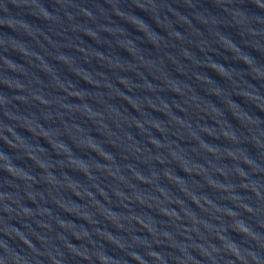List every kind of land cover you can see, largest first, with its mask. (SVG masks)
Segmentation results:
<instances>
[{
  "label": "water",
  "instance_id": "water-1",
  "mask_svg": "<svg viewBox=\"0 0 264 264\" xmlns=\"http://www.w3.org/2000/svg\"><path fill=\"white\" fill-rule=\"evenodd\" d=\"M0 264H264V0H0Z\"/></svg>",
  "mask_w": 264,
  "mask_h": 264
}]
</instances>
